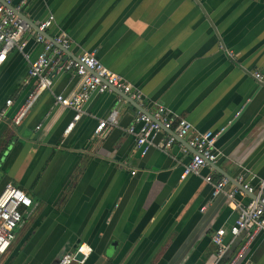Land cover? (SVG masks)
Wrapping results in <instances>:
<instances>
[{
  "label": "crops",
  "instance_id": "crops-1",
  "mask_svg": "<svg viewBox=\"0 0 264 264\" xmlns=\"http://www.w3.org/2000/svg\"><path fill=\"white\" fill-rule=\"evenodd\" d=\"M21 13L32 27L52 15L48 37L65 35L73 56L93 52L142 101L93 94L65 133L75 112L43 92L15 126L29 61L41 46L27 34L23 51L7 54L0 65V190L11 181L32 203L21 210L0 264H56L81 242L92 248L84 264H213L212 234L228 230L237 210L225 194L212 195L205 177L225 178V191L264 179V0H28ZM77 83L76 74L60 70L53 93L68 95ZM158 105L198 132L219 131L212 169L180 179L191 158L181 139L166 151L140 153L127 128L138 109L151 114ZM113 110L116 125L95 135ZM246 241L245 232L235 239L227 232L224 262L264 264V230L241 252Z\"/></svg>",
  "mask_w": 264,
  "mask_h": 264
},
{
  "label": "built area",
  "instance_id": "built-area-1",
  "mask_svg": "<svg viewBox=\"0 0 264 264\" xmlns=\"http://www.w3.org/2000/svg\"><path fill=\"white\" fill-rule=\"evenodd\" d=\"M27 1L20 0L13 6L10 0H0V65L11 50L23 51L27 42L25 39L27 34H31L35 42L41 46L35 58L29 61L26 79L29 90L24 102L11 118L13 125L21 123L43 92L52 93L55 102L60 107L70 108L75 112L64 131L65 133H68L75 121L80 118L84 103L93 94H127L137 102L142 101V93L109 71L93 52L83 51L73 56L69 52L70 42L65 35L53 37L44 35L43 32H46L52 25L54 20L52 15L40 21L36 27H32L23 20L19 12ZM24 57L29 59V54L24 53ZM60 70L73 72L78 77L76 88L68 95L54 94L52 90L54 74ZM254 76L257 79L262 78L259 72H255ZM11 102V99L6 100V106H9ZM4 114V110L0 111V122L3 120ZM116 123V111L113 110L105 118L98 120L94 130L95 135H105ZM163 131L166 133L156 141L157 135ZM127 132L135 136L136 146L142 155L149 148L166 151L177 139L185 140V145L181 146L182 151L186 152L190 148L191 158L183 165L180 179L186 178L189 174L198 175L203 167L212 169L218 158L215 142L219 131L198 132L184 118L171 119L161 105H158L151 114L138 109ZM205 180L212 185L213 196L225 194L237 210V217L228 230L218 228L212 234L211 240L215 245L213 264H218L228 249L227 243L224 242L227 232L230 233L232 239L241 233L247 234V241L241 248V252H243L255 235L264 230V179L259 180L257 187L238 181L242 184V188L234 186L226 191L224 189L227 184L225 178L213 181L212 176L207 175ZM245 193L254 196H250L246 203L235 200L236 194L243 195ZM31 203V198L11 181L5 183L0 190V259L15 238V229L22 218L21 210L29 207ZM91 251L92 248L88 244L81 242L73 251L63 254L56 264H84ZM77 254L82 255L80 260L76 258Z\"/></svg>",
  "mask_w": 264,
  "mask_h": 264
},
{
  "label": "water",
  "instance_id": "water-1",
  "mask_svg": "<svg viewBox=\"0 0 264 264\" xmlns=\"http://www.w3.org/2000/svg\"><path fill=\"white\" fill-rule=\"evenodd\" d=\"M19 15H20V17H21L23 20H25V21L27 22L25 16H23V14H22L21 12H19ZM35 27H36V26H35ZM43 34L47 36V33H46V32H43ZM177 140H178V139H177ZM181 140H182V139H181ZM213 165H214V164H213ZM238 186H239L240 188H242V185H241V184H238ZM251 196L253 197L254 195L251 194ZM76 258L80 260V259L82 258V255H81V254H77V257H76Z\"/></svg>",
  "mask_w": 264,
  "mask_h": 264
},
{
  "label": "trees",
  "instance_id": "trees-1",
  "mask_svg": "<svg viewBox=\"0 0 264 264\" xmlns=\"http://www.w3.org/2000/svg\"><path fill=\"white\" fill-rule=\"evenodd\" d=\"M229 261L224 262V257L218 262V264L225 263L227 264Z\"/></svg>",
  "mask_w": 264,
  "mask_h": 264
}]
</instances>
